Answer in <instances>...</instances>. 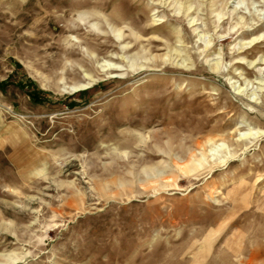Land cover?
<instances>
[{
    "label": "rangeland",
    "instance_id": "1",
    "mask_svg": "<svg viewBox=\"0 0 264 264\" xmlns=\"http://www.w3.org/2000/svg\"><path fill=\"white\" fill-rule=\"evenodd\" d=\"M0 264H264V0H0Z\"/></svg>",
    "mask_w": 264,
    "mask_h": 264
},
{
    "label": "trees",
    "instance_id": "2",
    "mask_svg": "<svg viewBox=\"0 0 264 264\" xmlns=\"http://www.w3.org/2000/svg\"><path fill=\"white\" fill-rule=\"evenodd\" d=\"M40 91V89H36L35 91L31 92L32 98L33 99H38L39 97L37 96V93Z\"/></svg>",
    "mask_w": 264,
    "mask_h": 264
}]
</instances>
